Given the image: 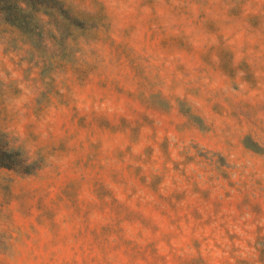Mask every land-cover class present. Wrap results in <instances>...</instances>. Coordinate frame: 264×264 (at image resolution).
<instances>
[{
    "label": "clouds",
    "instance_id": "1",
    "mask_svg": "<svg viewBox=\"0 0 264 264\" xmlns=\"http://www.w3.org/2000/svg\"><path fill=\"white\" fill-rule=\"evenodd\" d=\"M0 264H264V0H0Z\"/></svg>",
    "mask_w": 264,
    "mask_h": 264
},
{
    "label": "rangeland",
    "instance_id": "2",
    "mask_svg": "<svg viewBox=\"0 0 264 264\" xmlns=\"http://www.w3.org/2000/svg\"><path fill=\"white\" fill-rule=\"evenodd\" d=\"M4 166L13 167L15 166V162L7 154L0 152V167Z\"/></svg>",
    "mask_w": 264,
    "mask_h": 264
}]
</instances>
